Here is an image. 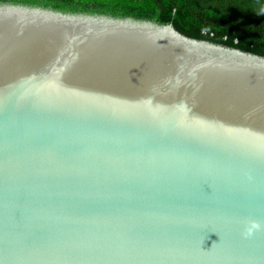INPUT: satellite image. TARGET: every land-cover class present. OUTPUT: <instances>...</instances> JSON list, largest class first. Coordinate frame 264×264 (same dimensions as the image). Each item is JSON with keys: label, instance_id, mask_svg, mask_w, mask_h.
<instances>
[{"label": "water", "instance_id": "95a60500", "mask_svg": "<svg viewBox=\"0 0 264 264\" xmlns=\"http://www.w3.org/2000/svg\"><path fill=\"white\" fill-rule=\"evenodd\" d=\"M0 264H264V56L0 3Z\"/></svg>", "mask_w": 264, "mask_h": 264}, {"label": "trees", "instance_id": "16d2710c", "mask_svg": "<svg viewBox=\"0 0 264 264\" xmlns=\"http://www.w3.org/2000/svg\"><path fill=\"white\" fill-rule=\"evenodd\" d=\"M66 13L133 18L264 56V0H0Z\"/></svg>", "mask_w": 264, "mask_h": 264}]
</instances>
